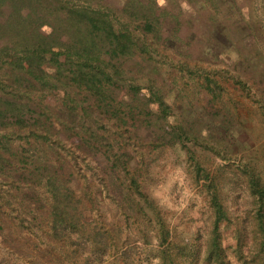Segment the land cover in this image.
<instances>
[{"label": "trees", "instance_id": "1", "mask_svg": "<svg viewBox=\"0 0 264 264\" xmlns=\"http://www.w3.org/2000/svg\"><path fill=\"white\" fill-rule=\"evenodd\" d=\"M250 4L0 0V184L11 183L0 189L1 213L6 204L35 203L48 236L73 264H264V176L256 158L230 151L228 139L239 143L241 125L224 78L255 95L240 73L204 65L214 58L219 31L232 35L237 49L252 42L238 34L254 28ZM171 42L188 50L178 61L167 59L203 97L199 111L194 101L201 96L174 93L153 63ZM257 102L264 117V95ZM210 118L220 140L206 125ZM137 140H146V151ZM63 149L71 150L69 158ZM169 150L190 162L189 172L207 194L213 219L194 235L174 232L153 194L159 182L153 168ZM200 151L223 162L211 171ZM98 184L124 204L126 216L137 213L155 229L157 250L126 238L110 260L114 238L101 216ZM238 191L255 198L254 214L241 218L226 206ZM9 219L0 214V238L11 246L19 244L10 224L36 226L22 213ZM228 224L235 227L232 253L223 241Z\"/></svg>", "mask_w": 264, "mask_h": 264}, {"label": "rangeland", "instance_id": "2", "mask_svg": "<svg viewBox=\"0 0 264 264\" xmlns=\"http://www.w3.org/2000/svg\"><path fill=\"white\" fill-rule=\"evenodd\" d=\"M250 5L253 7L250 18L254 28L252 30L246 26L238 29V34L241 36L249 34L248 37L252 42L243 44L241 48L237 49L231 42L233 36L229 35L228 32V35L225 36L223 32L219 31L217 34L219 44L212 48L214 58L204 62V65L213 66L214 69L225 68L230 70L231 74L240 73L247 86L251 87L254 97L240 89L230 76H226L223 80L229 94L237 100L235 108L241 125L237 135V138L239 136V143L234 140L230 142L229 139L228 143L232 144L230 151L233 155L240 154V157L245 159L256 158L255 162L261 167L264 176V117L261 115L257 102V99L264 95V0H251ZM230 33L232 34L231 31ZM233 39L235 40V38ZM163 46L160 51L166 56L158 61H153V63L157 65L156 68H159L163 78L166 77L168 83L173 85V92L189 95L192 99L201 96L196 95L194 83L189 82L184 72L172 65V60L167 59L169 56L170 59L174 57L176 58L175 61H178L181 57L179 52L185 53L188 51L187 48L185 46L180 47L174 42L169 43L167 47ZM237 61H239L238 64ZM200 98V100L194 101L197 111L201 109L200 106L203 103V97ZM219 118L221 119L220 115L217 116V119ZM206 125L217 134V138L220 140L219 128L214 119H208ZM240 142H243V145H239ZM136 143L142 150H147L146 140H137ZM241 146L243 147L242 151L239 149ZM63 150L69 158L71 150ZM169 152L167 159L163 160L158 167L153 168V177H159V182L153 186V194L173 231L182 236L194 235L199 227L205 228L206 223L210 225L213 219L206 199L207 194L203 187L193 179V173L189 172L190 162L175 151L169 150ZM200 155L211 171L216 170L217 166L223 162L221 157L214 154H204L203 151H200ZM78 158L82 166L85 167L80 156ZM233 160L236 158L233 157ZM88 174H91V170H88ZM2 178L0 176V179ZM81 182L84 184V178ZM10 184L1 183L0 189L8 190ZM101 185L95 186L97 187L96 193L101 199V216L109 224L114 238L110 260L118 255L121 243L126 238H130V242L133 244L141 246L145 243L144 241H149L152 248L157 250L159 244L154 236L155 229L144 222V218L137 213L130 217L126 216L124 204L117 203L113 197L114 194H110ZM9 197L14 202L15 199ZM225 204L233 215L241 218L254 214L256 210V200L247 191L235 192L226 199ZM6 205L5 210H2V213L0 211L4 219L10 222V214L15 216L22 213L28 219H36V226L33 225V231H29L10 224L15 241L19 245L11 246L0 238V260L6 258L9 264H73V260L66 257L62 245L48 236L44 222L45 214L35 212V203L30 204V202L25 201L20 205L18 202H14L12 206ZM12 207H17L18 212L12 210ZM223 241L225 246L229 247L228 251L232 253L233 248L231 247L235 245L234 225L228 224L225 227ZM156 263H158V259H154L152 262V264ZM237 264L239 263L237 262Z\"/></svg>", "mask_w": 264, "mask_h": 264}]
</instances>
